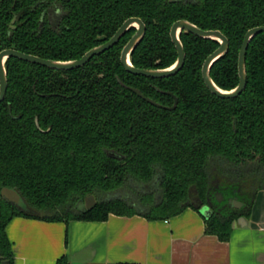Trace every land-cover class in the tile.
I'll return each instance as SVG.
<instances>
[{"label": "trees", "instance_id": "16d2710c", "mask_svg": "<svg viewBox=\"0 0 264 264\" xmlns=\"http://www.w3.org/2000/svg\"><path fill=\"white\" fill-rule=\"evenodd\" d=\"M131 18L146 26L130 55L139 69L175 64L170 31L179 20L220 31L229 50L210 75L231 91L239 85L246 33L264 26V0H0V53L14 49L46 60H79ZM135 33L131 28L113 48L70 71L6 61L0 264H15L7 235L15 218L104 222L115 215L157 221L208 208L205 233L228 242L234 223L251 215L264 191V33L249 44L247 86L234 99L213 95L202 78L217 41L181 32L184 67L154 79L133 75L121 63ZM132 89L166 108L176 99L177 106L158 108ZM5 188L18 192L20 205L2 197ZM91 195L96 205L86 210ZM234 199L241 209L232 206ZM56 264L72 263L63 255Z\"/></svg>", "mask_w": 264, "mask_h": 264}, {"label": "crops", "instance_id": "0c3cea01", "mask_svg": "<svg viewBox=\"0 0 264 264\" xmlns=\"http://www.w3.org/2000/svg\"><path fill=\"white\" fill-rule=\"evenodd\" d=\"M207 210L168 219L110 215L104 222H45L15 218L7 235L15 264H264V191L251 215L221 242L205 233Z\"/></svg>", "mask_w": 264, "mask_h": 264}, {"label": "water", "instance_id": "95a60500", "mask_svg": "<svg viewBox=\"0 0 264 264\" xmlns=\"http://www.w3.org/2000/svg\"><path fill=\"white\" fill-rule=\"evenodd\" d=\"M175 1L176 0H171V2H175ZM15 21L16 19L12 21V25L15 24ZM131 28H135L136 33L134 34V36L131 38V40L128 42V44L123 49L122 54H121V63L123 67L129 73L133 75L154 78V79H164V78L175 76L184 67L186 55H185L183 44L180 40L181 32L186 31L202 39L217 41L220 44V46L215 52H213L205 60L203 67H202V78H203V81L206 87L209 89V91L213 95L219 98H223V99L238 98L246 89V86H247L246 56H247L248 47H249L250 42L253 40V38H255L257 35L261 33H264V26L253 28L246 33L241 49H240V52H239V58H238V72H239V80H240L239 85L231 91H225V90L220 89L213 82L211 75H210L211 68L215 64V62H217L220 58H222L228 52L229 40L220 31H205V30L198 28L196 25L186 20H179L175 22L173 26L171 27L170 37H171L172 43L174 44L177 50L178 58L173 66L167 69H162V70L139 69V68H135L131 63L130 55L133 52V50L142 41L146 33V26L144 22L139 18L128 19L108 42L93 48L79 60L67 61V62L53 61V60L42 59L40 57L33 56V55H28V54L19 52L14 49L4 50L0 53V104L4 101L6 97L7 89H8V78H7V71L5 67V63L8 59L16 58V59H19L25 62H29L31 64H36L39 66H43L46 68L59 70V71H70V70L78 69L80 67L85 66L87 63H89L90 60L94 58L95 56H99L105 53L106 51L110 50L111 48H113ZM132 91L135 94H137L140 98L146 100L148 103L158 108H163V109L172 111L177 106L176 99H175V104L173 107L166 108L144 97L138 90L132 89ZM2 197L8 200L9 202H12L17 205H20L22 202L21 196L18 194L17 191L13 189H7V188L3 189ZM217 199H218V202H222L224 198L222 194H218ZM230 203L236 209H241L243 207V204L239 202L237 199L230 200ZM95 205H96V200L94 196L91 195L85 199V209L86 210L91 209ZM204 209L207 210L208 214L206 215L208 217L211 212L208 208H204ZM245 221H246L245 218H240L238 220L239 224L241 225H242V222H245Z\"/></svg>", "mask_w": 264, "mask_h": 264}, {"label": "rangeland", "instance_id": "374dc122", "mask_svg": "<svg viewBox=\"0 0 264 264\" xmlns=\"http://www.w3.org/2000/svg\"><path fill=\"white\" fill-rule=\"evenodd\" d=\"M116 196H119V195H116Z\"/></svg>", "mask_w": 264, "mask_h": 264}]
</instances>
